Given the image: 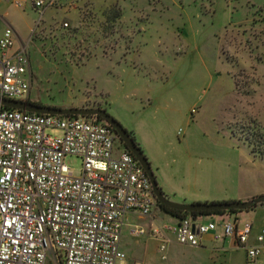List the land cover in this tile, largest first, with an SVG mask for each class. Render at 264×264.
I'll return each instance as SVG.
<instances>
[{
	"label": "rangeland",
	"instance_id": "1",
	"mask_svg": "<svg viewBox=\"0 0 264 264\" xmlns=\"http://www.w3.org/2000/svg\"><path fill=\"white\" fill-rule=\"evenodd\" d=\"M61 4L39 24L29 5L0 4V34L10 25L18 35L15 49L29 61L28 102L105 110L133 135L171 202H247L264 195V0ZM64 165L73 175L81 170L74 156ZM187 188L195 201L173 199ZM242 193L253 195L237 199ZM222 215L198 221L218 222ZM235 215L256 230L264 224V203ZM174 224L158 207L150 218L130 214L121 249L142 264H245L244 252L228 240L205 238L190 248L170 233L162 261L158 241L131 233L135 226Z\"/></svg>",
	"mask_w": 264,
	"mask_h": 264
},
{
	"label": "built area",
	"instance_id": "2",
	"mask_svg": "<svg viewBox=\"0 0 264 264\" xmlns=\"http://www.w3.org/2000/svg\"><path fill=\"white\" fill-rule=\"evenodd\" d=\"M14 4L29 5L36 24L48 10L64 6L61 0ZM15 42L7 26L0 34V100L27 101L29 61ZM68 156L81 160L78 175L65 167ZM156 209L148 176L105 122L0 106V264H142L121 249L122 229L128 215L150 218ZM222 217L135 226L131 233L158 241L162 261L170 233L190 248L201 247L205 238L212 244L228 240L244 252L245 264H264V224L254 233L251 221Z\"/></svg>",
	"mask_w": 264,
	"mask_h": 264
},
{
	"label": "water",
	"instance_id": "3",
	"mask_svg": "<svg viewBox=\"0 0 264 264\" xmlns=\"http://www.w3.org/2000/svg\"><path fill=\"white\" fill-rule=\"evenodd\" d=\"M0 106L8 109H13L21 112L34 113L40 115H52L62 117H100L103 122L110 126L115 132L117 138L124 145L125 149L128 150L132 156L138 161L146 175L148 176L152 191L156 201L159 205L165 206L171 210L195 213V212H229V211H246L253 209L257 205L264 203V195L257 198H253L247 202H222V203H193L189 205L178 204L169 201L161 192L157 185L155 176L151 170L150 164L146 157L143 155L141 149L135 144L130 137L129 133L110 115L104 110L100 109H60L48 106H39L27 101H14V100H0Z\"/></svg>",
	"mask_w": 264,
	"mask_h": 264
},
{
	"label": "trees",
	"instance_id": "4",
	"mask_svg": "<svg viewBox=\"0 0 264 264\" xmlns=\"http://www.w3.org/2000/svg\"><path fill=\"white\" fill-rule=\"evenodd\" d=\"M28 102V101H27ZM31 103V102H29ZM35 104V103H33ZM36 105H39V106H42L40 104H36ZM87 118H90V117H87ZM98 121H101L102 122V119L100 117H95ZM114 132V131H113ZM130 137L132 138V140L135 142V139L133 137L132 134H129ZM119 143L121 146L124 147V145L121 143V141L118 139ZM136 144V142H135ZM137 145V144H136ZM138 146V145H137ZM139 147V146H138ZM125 148V147H124ZM263 204V203H262ZM260 204V205H262ZM157 207L162 211L164 212L165 214L171 216L173 219L175 220H182V219H185V218H193V219H196L200 216H204V215H210V214H230V215H235L236 213H238L239 211H229V212H215V213H207V212H195V213H185V212H179V211H175V210H171L165 206H162V205H159V203L157 202ZM248 210H251V209H248ZM246 210V211H248Z\"/></svg>",
	"mask_w": 264,
	"mask_h": 264
},
{
	"label": "crops",
	"instance_id": "5",
	"mask_svg": "<svg viewBox=\"0 0 264 264\" xmlns=\"http://www.w3.org/2000/svg\"><path fill=\"white\" fill-rule=\"evenodd\" d=\"M15 1H17V0H0V4H4L6 6H13L14 8H18V9L25 10V7L24 8H19V7L15 6V4H14ZM34 14H36V13H34ZM7 26H10V25H7ZM13 31H14L15 39H18V35H17L16 31L14 29H13ZM32 31H33V27H32ZM50 107H52V106H50ZM195 194L196 193H194V191H192V189L187 188L185 192L180 193L178 196H176L175 194H173V197H174L173 199H175L177 197L176 198V199H178L177 201H185L186 199H189L190 201H195V198H194V195ZM252 195L253 194H251V193H242V194L237 195L236 197H237V199H250L252 197ZM234 216H236L237 218H239L238 215H234ZM174 222H175V219H174ZM251 222L253 223V221H251ZM261 226H258L256 228V230H254V233H256ZM207 243H210V242L207 241ZM229 247L232 248L230 243H229Z\"/></svg>",
	"mask_w": 264,
	"mask_h": 264
},
{
	"label": "flooded vegetation",
	"instance_id": "6",
	"mask_svg": "<svg viewBox=\"0 0 264 264\" xmlns=\"http://www.w3.org/2000/svg\"><path fill=\"white\" fill-rule=\"evenodd\" d=\"M100 110H103V109H100ZM105 111V110H104Z\"/></svg>",
	"mask_w": 264,
	"mask_h": 264
}]
</instances>
